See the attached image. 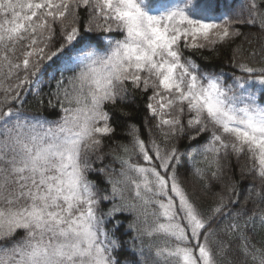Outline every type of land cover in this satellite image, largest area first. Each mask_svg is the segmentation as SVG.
Listing matches in <instances>:
<instances>
[{"label":"snow or ice","instance_id":"obj_1","mask_svg":"<svg viewBox=\"0 0 264 264\" xmlns=\"http://www.w3.org/2000/svg\"><path fill=\"white\" fill-rule=\"evenodd\" d=\"M0 264H264V0H0Z\"/></svg>","mask_w":264,"mask_h":264},{"label":"trees","instance_id":"obj_2","mask_svg":"<svg viewBox=\"0 0 264 264\" xmlns=\"http://www.w3.org/2000/svg\"><path fill=\"white\" fill-rule=\"evenodd\" d=\"M175 0H171V2L174 3ZM207 4L214 10L215 14L219 15L221 13H226L232 10L239 2V0H206ZM158 3V2H157ZM168 6L170 5L168 1L165 2ZM242 39V38H241ZM239 42V40L237 41ZM188 55L192 56L198 64H200L202 67H207L209 69L214 68L216 71H220L221 69L225 72L227 75H231L233 71H235L232 68V65L229 63V57L231 55L230 49L227 47L218 48L217 51H212L210 48L200 49L196 50L195 52H189ZM259 66V65H256ZM237 75H240V73L237 71ZM47 91V89H45ZM259 86H257V96H259ZM139 100V97H138ZM26 104L25 108L26 110L33 115H44L49 116L50 119L57 118L59 113L58 110L55 114V117L50 114L49 110L40 108L37 100L31 95H27L26 97ZM130 113L127 117L120 116L119 112L117 111L114 113L113 116V123L116 126V133L114 136V141L109 142L106 140V147L104 151L106 153L109 152L110 147L115 148L117 147L116 142H124L127 143L128 137H126L125 133L127 131V124L128 122H135L137 123L143 130L144 135H147V128L145 127V117L147 115L144 107H143V101L139 100V104L137 106H131L125 109ZM192 143H195L193 141ZM189 145V141L182 140L180 141L178 147L182 152L187 150V146ZM116 154H121L119 152V149H117ZM112 161V155H106L105 162ZM233 168L231 170V173L226 169L225 175L223 177V182L227 183L229 179V175H232L235 179H239V170L235 168L236 161L233 158L231 161ZM191 164L192 161L190 159H186L184 161L183 166L181 167L180 171L181 173L185 174L188 180V187L191 189L194 184V178L191 175ZM200 167H204L205 165L201 164ZM114 167L119 169V164L115 163ZM92 178H95L93 176ZM249 183H252L251 178L246 179L243 181V184L241 185V188H243V185H247ZM221 188V182H215L213 191H220ZM195 189L199 193L200 191V185L195 184ZM241 199H243V192L241 193ZM125 231L124 228L120 229V232L123 233ZM122 255H127V253H122ZM132 259H135V257H131Z\"/></svg>","mask_w":264,"mask_h":264},{"label":"rangeland","instance_id":"obj_3","mask_svg":"<svg viewBox=\"0 0 264 264\" xmlns=\"http://www.w3.org/2000/svg\"><path fill=\"white\" fill-rule=\"evenodd\" d=\"M166 1H168V3L170 4L169 6L165 3ZM177 2H179V0H175L174 3L171 2V0H153V8L156 11H159V10H163L167 7L173 6ZM205 3L207 4L206 0H205Z\"/></svg>","mask_w":264,"mask_h":264}]
</instances>
